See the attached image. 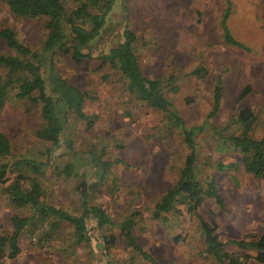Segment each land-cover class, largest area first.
<instances>
[{"label":"rangeland","instance_id":"rangeland-1","mask_svg":"<svg viewBox=\"0 0 264 264\" xmlns=\"http://www.w3.org/2000/svg\"><path fill=\"white\" fill-rule=\"evenodd\" d=\"M109 19L112 30L125 24L139 35L141 73L162 79L166 96L186 128L200 127L194 136L196 172L199 178L214 176L222 202L206 198L195 213L177 204L179 211L168 212L166 219L150 216L154 200L176 177L185 145L178 127L165 122L163 111L126 92L124 79L114 67L108 63L97 66L98 48L90 49L88 61L75 63L64 54H56L52 60L60 76L85 91L82 109L93 116L87 126L85 120L68 113L65 138L75 149L102 151V157L111 163L101 183L92 189V201L101 204L114 223L131 210L137 211L134 236L161 263L219 264L200 238L196 214L214 219L224 241L250 231L264 233V177L244 172L239 154L219 144L211 129L213 124L221 127L232 110L249 107L255 135H264V0H115ZM223 24L231 41L222 34ZM4 26L38 52L41 70L46 73L49 53L41 49L43 18L15 15L0 1V27ZM196 65L201 67V76L191 71ZM217 79L221 82L219 105L209 115ZM245 85L249 89L240 96ZM40 123L38 108L25 100L7 99L0 111V131L9 140L11 158L47 161V155L59 153L55 149L45 154L50 142L36 136ZM81 155L87 153L81 151ZM68 156L64 153L47 163L41 181L45 200L76 213L77 178L61 172ZM80 169L89 181L98 173L88 160ZM10 213L0 196V226L5 230L10 229ZM111 230L118 235L117 224ZM175 234L180 236L177 241L172 238ZM97 237L98 230L88 243L73 246L72 227L62 221L41 246L36 237L21 236L18 254L1 264H108L109 259L117 264L129 259L130 249L119 238L102 252L103 240ZM226 250L242 252L233 243ZM130 257L131 264H149L135 255ZM243 264L264 262L248 259Z\"/></svg>","mask_w":264,"mask_h":264},{"label":"trees","instance_id":"trees-1","mask_svg":"<svg viewBox=\"0 0 264 264\" xmlns=\"http://www.w3.org/2000/svg\"><path fill=\"white\" fill-rule=\"evenodd\" d=\"M0 1L15 15L43 18L45 33L41 49L49 53L45 73L41 70L38 52L21 42L11 27H0V42L5 48L0 51V111L10 97L25 100L35 106L41 117L35 134L50 142L45 154L55 149L60 150L53 156L47 155V161L26 157L11 158L9 140L0 131V196L11 209L10 229L5 230L0 226V264L18 254L21 236H26L29 240L36 237L35 242L41 246L62 221L72 227L73 246L88 243L98 230L97 238L103 240L102 252H107L119 238L129 247L130 256L143 258L149 264H164L138 244L133 233L137 211L131 210L118 223H114L104 207L92 201V189L101 183L111 163L102 157V151L94 153L92 149H75L72 141L65 138L68 133V113L85 120L87 126L92 124L93 116L85 114L82 109L85 91L69 83L54 70L53 56L64 54L75 63H80L82 60L88 61L90 49L98 48V67L106 63L114 67L124 79L125 90L130 96L160 109L164 113L165 122L178 127L186 153L174 181L154 200L150 211L152 218L166 219L168 212L177 213V204H184L188 212L195 213L198 204L206 198H212L217 204H221L214 176L199 178L196 172L194 136L200 127L193 125L186 128L172 108L170 98L166 96L167 89L163 88L162 79L146 77L141 73L136 44L139 35L125 24L113 28L114 30L109 27V14L115 0ZM222 34L225 39H230L224 24ZM191 71L201 76L199 65ZM168 78L170 82V77ZM216 83L212 91L209 115L214 114L219 105L221 82L217 79ZM248 89V85H245L240 96ZM211 126L218 136L217 142L239 154L244 172L255 178L264 177V135H255L254 114L249 107L232 110L221 127L214 124ZM81 151L87 153V156L83 157ZM64 153L69 156L62 164V174L77 178V196L73 201L74 210H78L76 213L49 203L43 195L41 176L44 167ZM87 160L98 172L90 177V181L86 172L80 169ZM216 164L222 165L220 162ZM196 218L198 233L206 251L219 264H243L248 259L264 262V233L250 231L238 239L224 241L218 236L214 219L206 220L199 214H196ZM113 223L117 224V236L111 230ZM172 238L177 241L180 236L175 234ZM229 243H233L242 252L226 250ZM130 256L117 264H131L133 260ZM108 264H114L113 260L109 259Z\"/></svg>","mask_w":264,"mask_h":264}]
</instances>
